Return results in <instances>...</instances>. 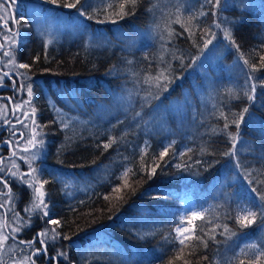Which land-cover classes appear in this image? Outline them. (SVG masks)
<instances>
[{
	"label": "trees",
	"instance_id": "16d2710c",
	"mask_svg": "<svg viewBox=\"0 0 264 264\" xmlns=\"http://www.w3.org/2000/svg\"><path fill=\"white\" fill-rule=\"evenodd\" d=\"M20 1L23 9L16 13L26 26L16 58L30 65L26 71L40 83L34 84L33 103L47 142L40 177L48 181L45 199L52 218L61 221L58 230L71 237L59 240L66 258L57 256L52 243L48 256H56L59 264H167L180 247L173 229L192 211L205 213V222H196L204 233L216 232L207 248L194 249L191 257L185 250L191 264H235L232 257L241 242L264 246V222L240 229L234 220L241 207L258 210L261 202L252 188L264 191V184L257 183L264 181V88L257 87L254 100L244 95L251 82L246 83L249 69L239 52L235 58L196 59L212 36L203 30L212 33L213 25L227 23L240 52L257 62L253 49L264 54V0H221L219 8L205 0H137L135 14L116 24L98 23L107 17L93 13L116 0H89L93 19L46 0ZM31 4L39 12L77 14L82 25L80 19L75 33L63 32L43 46L26 19ZM177 5L183 15L207 13L199 25L193 22L194 36L170 23ZM169 65L174 82L159 99L146 101L149 86L143 77ZM252 75L264 77V72ZM245 107L249 112L238 130L235 155L226 156L232 149L228 132H237L233 114ZM221 112L229 123L223 131ZM112 138L116 143L105 150ZM169 144V155L159 160ZM154 163L161 167L149 177L141 166L150 169ZM126 168L136 173L126 177L127 187L118 179ZM46 219L36 218V225L24 232L27 237L12 238L13 243L31 240V232L42 230ZM223 225L236 235H220L223 227L217 226ZM93 228L102 230L93 237L82 235Z\"/></svg>",
	"mask_w": 264,
	"mask_h": 264
},
{
	"label": "snow or ice",
	"instance_id": "6c2138e0",
	"mask_svg": "<svg viewBox=\"0 0 264 264\" xmlns=\"http://www.w3.org/2000/svg\"><path fill=\"white\" fill-rule=\"evenodd\" d=\"M47 3L62 6L67 9H75L80 16H87L88 19H93L94 15L89 14V9L92 5L89 3V0H46ZM206 4L211 5L212 8H219L221 6V0H205ZM13 4H15V0H11V3L8 0H4V3H0V9H3V15H0V21L3 22V27L7 29L11 35L4 36V43H0V51H2L4 57H9L8 64L13 65V67H19L22 69H28L30 67L29 64H17L15 55L11 51V48L5 49V45L10 43L11 45H15L17 43L15 37L19 35L18 32H14L11 28L8 27V18L11 17L14 22L17 24L21 23V20H15V17L11 16L10 9L12 8ZM7 5V6H5ZM137 5V0H116L115 3H105L104 9H93V13L95 14H104L107 19L106 20H98V23H106L111 22L116 24L118 19H123L125 16L134 15L135 8ZM152 9H149L151 11ZM171 15V14H170ZM199 16L207 15L204 11H200ZM112 17H116L115 19ZM198 19L196 14H189L187 16L183 15L182 12V5H177L176 13H175V20H172L170 23L180 24L185 31L189 32L190 36H194L195 33L192 31L196 25L193 23ZM158 27V25H157ZM216 28H220L221 25L219 23L215 24ZM224 33V38L229 42L232 47H235L237 52L240 53V58L243 60V65L247 66L249 69V73L247 74L246 83L251 82L249 84V90L244 93L249 101L254 100L255 96L254 93L257 90V87L264 88V77H256L252 74L254 73H261L264 72V54H260L253 49V52L259 56V59L255 63H250L249 59L244 57V53L240 52V46L236 43L235 39L232 36V32L228 28L222 29ZM174 30L171 29L170 25L168 26V35L169 38L172 37ZM204 34H211L213 37L215 36L214 33H211V29L203 30ZM51 43V41H49ZM213 43V39H207L204 41L203 48H207L209 45ZM99 46V45H97ZM261 49H264V42L261 43ZM203 51V49H201ZM39 59V57H36ZM147 59V57H146ZM161 60L163 58L161 57ZM129 64L132 61H128ZM7 66V64L5 65ZM111 71V70H110ZM23 75V73H21ZM133 76H136V73H132ZM9 76L8 72H4L3 76H0V81L3 80L4 77ZM139 83V81H137ZM174 80L171 77V67L170 65L166 68H161L155 76L151 75V73L145 75L143 77V84L149 86L146 90L147 95L145 96V100L147 101L148 98L152 99H159L160 94L163 92H167L169 85L173 83ZM15 83V81L13 82ZM25 85L21 84L20 88L23 89ZM153 89L155 91H153ZM27 95L29 97L24 103L30 105L32 102L33 97V89L31 84L27 85ZM17 108H21V105H17ZM36 109L33 107L31 109V116L29 117V113L25 112L24 116L26 118L31 119L33 124L36 123L35 115ZM249 112L247 107L243 108L241 112L237 114H233V119L231 120V124L235 125L237 132L235 134L228 132V136L232 141V149L228 152L224 153L226 156H234L235 155V148L237 141L239 139V128L241 123L245 121V116ZM4 114V110L0 109V115ZM137 116L140 113H136ZM220 115L225 119V124L222 129L227 130L229 128L228 118L224 116L221 112ZM8 121H5L7 123ZM65 128L68 127L67 123L63 125ZM39 127V125H37ZM40 133L37 132L35 129L32 130V135L26 139L25 146L21 149L23 153H28L29 155L24 156L21 155L19 157L20 160L24 161L28 165V171L21 172L20 165H18L15 160H12L11 167L5 168L0 167V185L3 186L6 191H0V197H6V200L0 202V209L7 208V211L0 217V264H4L3 256L6 254L4 249L6 247V242L9 240L12 233H19L25 227H30L32 220L31 215L35 213H40V219H46V224L48 225H55L50 229H45L42 231L37 232L36 236L33 237L31 240H19L18 243L21 245H27L28 248L32 249L31 254L24 255L21 259H13L12 264H36V259L34 257H39L41 254L47 253L49 242H55L57 240H71V237L68 235H62V233L58 230L61 227V221L59 219H53L50 213L49 205L45 200L47 193L44 190L45 184L48 181L41 180L38 175V169L33 167V163L39 158V149L44 146V140L38 138ZM10 143V142H9ZM114 143H116L115 138H112L103 145V148L107 150L110 148ZM171 144L164 148L162 152L159 153L158 159L163 161L165 157L169 155V148ZM191 151V149H189ZM184 155V153H181ZM17 152H12V157H16ZM141 160H144V154L141 155ZM0 164H3V160L0 159ZM188 165L185 164V167ZM160 164H153L149 169L146 165L141 166V170L145 171L149 177L156 175L157 169L160 168ZM177 168L181 166L178 164L176 165ZM237 167H240L239 162H237ZM133 176L136 175L131 169H125V171L121 174L118 179L124 182V186H128V181L126 177L129 176V173ZM251 175V173H249ZM7 176H11L18 180L19 184L22 186H26L27 189L30 190V199L29 204L23 209L24 213L29 214L28 219L25 220L20 213L16 212L13 208L10 207L11 203L15 199V195L12 192V189L9 184V180L6 179ZM249 183H252V180H249ZM257 183L264 184V181H257ZM115 191L119 192L120 189L116 188ZM252 191L257 194L259 201L261 202L257 211L252 210L251 208L241 207L240 210L236 213L234 220L235 223L239 226L240 229H247L251 226L257 224L258 221L264 222V191H260L257 188H252ZM159 199V197H156ZM107 199V197H106ZM8 212L12 213V222L15 226L11 227V232L6 234V230L9 228V218ZM206 217L203 211L197 212L192 211L190 215L180 217L179 221L177 222L176 226L174 227L173 231L175 232L174 240L176 243L180 245L179 249H177V253L168 260L167 264H176V261H182V264H191V261L184 258L185 250L187 251V256L191 257L194 255V249L203 247H208V241L212 240L215 242V235L216 228L211 229V233L208 234L203 232V228L198 225L196 222H205ZM223 227V231L220 233L222 236H226L227 239H231L233 236L236 235L231 229L228 228L227 225L217 226ZM207 237V238H205ZM11 238L15 239V236H11ZM226 242V241H225ZM39 244L40 247L33 246L35 244ZM8 252L13 251V249L8 248ZM21 252L24 249L20 250ZM57 256L65 257L66 253L58 252ZM55 259V258H53ZM207 260V257L203 258ZM232 260L235 261V264H264V246L260 243H248L244 247L239 249V252L232 257ZM197 264H201L200 261H197ZM231 264V261L229 262Z\"/></svg>",
	"mask_w": 264,
	"mask_h": 264
},
{
	"label": "rangeland",
	"instance_id": "374dc122",
	"mask_svg": "<svg viewBox=\"0 0 264 264\" xmlns=\"http://www.w3.org/2000/svg\"><path fill=\"white\" fill-rule=\"evenodd\" d=\"M9 3H11V0H8ZM0 3H4V0H0ZM22 1L15 0V4H13L12 8L10 9L11 16L15 17V20H21V17H18L17 11H21L23 8ZM7 6V5H5ZM26 19L29 25L32 26L34 29V33L36 38L40 43L43 44V46H49L52 44V42L57 41L60 39L61 34L63 32H71V35L75 33V28H79V23L81 17L77 14H73V17L70 18L68 15L64 13H60L58 15H54L53 13H44L39 12L38 6L31 4L30 6H26ZM185 13H187L185 11ZM198 16V19L194 22H197V25H199V22H203V16H199V13H195ZM0 15H3V9H0ZM185 15V14H184ZM187 16V15H185ZM24 18V17H22ZM8 27L11 28L14 32H18L19 35L15 37L17 43L15 45H11L10 43L5 45V49L11 48V51L15 55V59L17 64H21L17 61V51L19 49L20 43L22 42V37L24 35L23 30L26 26L25 23H19L17 24L14 22V20L9 17L8 18ZM22 21V20H21ZM81 25H82V19H81ZM80 25V31L82 30V26ZM227 23L225 26H221L220 28H216L215 25H213L212 33L215 34V36H211L213 39V43L209 45L207 48L201 47L199 50V55L196 56V59H207V60H214L218 58H222L225 56H234L238 55V52L236 51L235 47H232L229 42L224 38L223 30L224 28H227ZM5 35H11L7 31L6 28L3 27V22L0 21V43H4V36ZM51 41V43H49ZM9 57H4L2 51H0V76H3L4 72H8L9 76L4 77L2 81H0V109L4 110V114L0 115V159L3 160V164H0V167L7 168L11 167L12 160H15V162L20 165V171L26 172L28 171V165L19 159L21 155L27 156L28 153H23L21 149L26 144V139L32 135V130L35 129L37 132L40 133V136L38 138L44 140V146L39 149V158L33 163V167L38 169V175L40 177V171L43 167H46L45 164V154L47 151V145H46V138L45 134H43V131L41 130L40 124L37 120V113L35 115L36 123L33 124L31 122V119L26 118L24 116V113H29V117L31 116V109L35 107V103H33V97L32 102L30 105L25 104L24 102L29 99L27 95V85L31 84L32 89L34 88V84L36 83L38 86L40 83L36 81L34 78H32L28 71L26 69H22L19 67H13V65L8 64ZM7 64V66H5ZM23 73V75H21ZM15 81V83H13ZM23 84L25 87L23 89L20 88V85ZM2 91V92H1ZM33 90V94H34ZM17 105H21V108H17ZM5 121H8L5 123ZM39 125V127H37ZM10 142V143H9ZM5 151V153H3ZM16 151L17 156L12 157V152ZM4 155H8L9 158L3 157ZM0 175H3V173H0ZM9 184H15L13 189L18 188L19 192H17V196L15 197V201H13L10 205L11 208H13L16 212L20 213L21 216L25 218V220L28 219L27 213L23 212V209L29 204L30 199V190L26 188V186H22L19 184L18 180L16 178H13L9 176L8 178ZM10 184V185H11ZM12 189V186H10ZM0 191H6V189L3 188L2 185H0ZM21 206L18 208L19 203L22 201ZM6 200V197H0V202H3ZM46 200V199H45ZM7 211V208L0 209V217L3 216V214ZM8 218H9V228L6 230V234L11 232V227L15 226L12 222V213L8 212ZM40 219V213H35L31 215V226L34 225L35 219ZM42 220V219H40ZM30 227H25L23 230L19 233H12L11 236H15L16 238L19 237H27V232ZM54 227V225H45V227L42 230L50 229ZM41 228L38 230L42 231ZM101 228H93V230L83 232L82 235L87 237L93 235L100 234ZM24 234V235H23ZM37 234L31 232V236L35 237ZM176 235V234H175ZM9 238V240L6 242V247L4 249V252L6 253L3 256L4 264H12L13 259H21L26 254H31L32 249L28 248L27 245H24V247H21V244L16 245L13 243L12 238ZM25 240V239H21ZM27 241V240H25ZM53 244V247L61 251L60 244L61 241L57 240L55 242H49ZM38 244V243H37ZM246 244H248V241L245 240L240 243L239 249L244 247ZM40 246V245H39ZM36 247V244L33 246V248ZM11 248L13 251L8 252L7 249ZM24 249L23 252L20 250ZM239 252V250H238ZM55 258V259H53ZM61 258V257H60ZM36 259V264H59L58 258L56 256H48V252L45 253V256L43 257V254H41L39 257H34Z\"/></svg>",
	"mask_w": 264,
	"mask_h": 264
},
{
	"label": "bare ground",
	"instance_id": "6f19581e",
	"mask_svg": "<svg viewBox=\"0 0 264 264\" xmlns=\"http://www.w3.org/2000/svg\"><path fill=\"white\" fill-rule=\"evenodd\" d=\"M86 232V231H85Z\"/></svg>",
	"mask_w": 264,
	"mask_h": 264
},
{
	"label": "flooded vegetation",
	"instance_id": "af4514ba",
	"mask_svg": "<svg viewBox=\"0 0 264 264\" xmlns=\"http://www.w3.org/2000/svg\"><path fill=\"white\" fill-rule=\"evenodd\" d=\"M5 156V155H4Z\"/></svg>",
	"mask_w": 264,
	"mask_h": 264
}]
</instances>
